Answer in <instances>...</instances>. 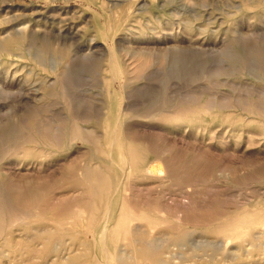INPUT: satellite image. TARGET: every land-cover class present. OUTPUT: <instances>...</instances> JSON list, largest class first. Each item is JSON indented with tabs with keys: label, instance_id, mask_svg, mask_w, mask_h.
<instances>
[{
	"label": "rangeland",
	"instance_id": "rangeland-1",
	"mask_svg": "<svg viewBox=\"0 0 264 264\" xmlns=\"http://www.w3.org/2000/svg\"><path fill=\"white\" fill-rule=\"evenodd\" d=\"M0 264H264V0H0Z\"/></svg>",
	"mask_w": 264,
	"mask_h": 264
}]
</instances>
